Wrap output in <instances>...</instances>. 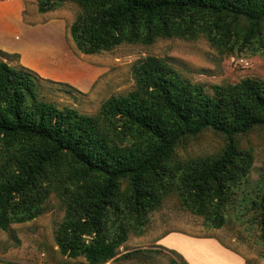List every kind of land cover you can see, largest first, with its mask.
<instances>
[{
  "label": "trees",
  "instance_id": "1",
  "mask_svg": "<svg viewBox=\"0 0 264 264\" xmlns=\"http://www.w3.org/2000/svg\"><path fill=\"white\" fill-rule=\"evenodd\" d=\"M35 1L39 12L64 2L80 7L70 35L85 54L159 38L204 37L218 48L264 41V0ZM132 69L135 89L87 114L46 100L30 68L0 60V229L42 215L54 192L65 205L56 233L60 253L105 264L175 192L212 227L224 225L230 190L254 158L237 138L264 126V79L208 91L160 57L147 56ZM207 129L227 138L223 150L177 161L176 149ZM255 204L264 242V192ZM121 218L111 233L108 221Z\"/></svg>",
  "mask_w": 264,
  "mask_h": 264
},
{
  "label": "rangeland",
  "instance_id": "2",
  "mask_svg": "<svg viewBox=\"0 0 264 264\" xmlns=\"http://www.w3.org/2000/svg\"><path fill=\"white\" fill-rule=\"evenodd\" d=\"M14 2L0 0V26L6 32L21 25L18 16H12ZM22 2V17L28 27L24 30L20 27L16 34L23 35L20 40L17 38L25 46L24 50L21 47L25 54L7 50L4 44L8 38L1 31L0 60L30 68L40 81L41 95L60 106L97 113L110 96L135 89L132 68L147 56L165 59L183 77L203 83L208 91L214 84L236 83L247 77L264 79V41L256 48L232 45L218 48L204 37L159 38L150 45L121 44L111 50L85 54L76 48L70 35L71 23L80 13L77 4L64 2L52 11L39 12L35 0ZM237 140L242 149L252 150L254 158L247 174L230 190L222 227L214 228L206 216L193 213L175 192L151 212L148 223L129 233L116 258L105 264H173V259L177 264H185L180 256L158 245L159 237L171 230L197 236L217 234L249 264H264V242L255 206L264 192V126L238 136ZM226 142L223 134L207 129L183 142L176 149L175 159L214 157ZM64 217L65 205L53 192L42 215L0 229V260L19 264H88L83 256L72 259L60 253L56 233ZM120 221L123 219L108 221L111 233L116 232ZM127 252L132 254L124 257Z\"/></svg>",
  "mask_w": 264,
  "mask_h": 264
},
{
  "label": "crops",
  "instance_id": "3",
  "mask_svg": "<svg viewBox=\"0 0 264 264\" xmlns=\"http://www.w3.org/2000/svg\"><path fill=\"white\" fill-rule=\"evenodd\" d=\"M13 6L11 5L14 13L12 16H18L16 19L20 21L21 25H16L14 29L5 31V28L0 26V32H3L4 37L8 38L5 43V48L9 51L24 52L23 43L19 41L23 35L16 34V30L27 29L28 25L23 21V2L22 0H14ZM11 2V1H10ZM7 4H10L7 2ZM27 33V32H24ZM25 34L24 36H27ZM19 36V40L17 38ZM21 47H23L21 49ZM35 53V52H34ZM25 54V53H23ZM38 55L37 53H35ZM41 56V55H40ZM158 245L168 251L176 252L181 255L186 264H246L244 256L237 250L232 248L224 239L219 235L197 236L187 232L171 230L164 233L158 239ZM0 264H19L9 261L0 260Z\"/></svg>",
  "mask_w": 264,
  "mask_h": 264
}]
</instances>
